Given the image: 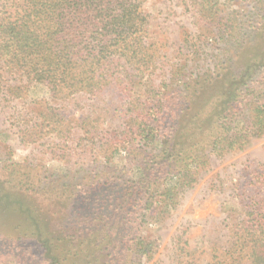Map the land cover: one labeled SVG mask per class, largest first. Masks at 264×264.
Masks as SVG:
<instances>
[{
    "label": "trees",
    "instance_id": "trees-1",
    "mask_svg": "<svg viewBox=\"0 0 264 264\" xmlns=\"http://www.w3.org/2000/svg\"><path fill=\"white\" fill-rule=\"evenodd\" d=\"M148 1L0 0V93L15 99H29L34 87L47 93L33 99L39 129L28 132L30 137L43 133L61 140L73 133L75 125L52 101L117 89L125 92L120 95L126 113L117 142L139 150L144 144L158 147L150 167L138 164L136 181L111 193L101 186L117 171L69 183L35 164L12 161L9 151L0 156V264H141L156 248L139 235L146 212L161 215L163 198L192 185L210 155H226L264 135V81L255 80L264 72V0H255L259 15L252 43L234 23L219 19L222 0H191L201 18L217 23L202 31L203 42L233 40L234 53L214 52L198 72L193 60L200 56L192 52L152 83L145 97L135 98L134 84L156 68ZM168 82L174 83L170 90ZM79 127L89 138L90 129ZM252 185L256 189L242 212L228 217L225 247H213L206 264H264V171L253 175ZM97 189L107 194L92 196ZM77 193L85 202L96 199L99 208L92 214L78 208L67 227L56 224L69 215L54 203Z\"/></svg>",
    "mask_w": 264,
    "mask_h": 264
},
{
    "label": "rangeland",
    "instance_id": "rangeland-1",
    "mask_svg": "<svg viewBox=\"0 0 264 264\" xmlns=\"http://www.w3.org/2000/svg\"><path fill=\"white\" fill-rule=\"evenodd\" d=\"M192 1L149 0L146 3L150 13V45L157 55L156 68L152 76L137 80L131 89L133 97H145L152 83L157 85L167 77L172 67L189 59L192 52L200 56V59L193 60V66L196 64L193 70L198 72L203 71L200 69L207 65L214 52L224 55L230 49L234 53L233 40L225 38L217 46L209 40L203 42L202 31H212L211 26L217 23L215 20L201 18ZM258 15L255 0L221 1L219 19L223 23L226 20L234 23L246 43L253 42L252 28ZM196 46L200 49L199 52L196 51ZM150 78L153 79L152 82ZM14 80L19 83L17 77ZM255 80L256 85L263 82L264 72L259 71ZM173 87L174 83L168 82L166 89ZM121 93L125 94L117 89L106 90L97 96L75 94L65 101H52L65 119L75 125L68 138L58 140L43 133L35 139L28 135V132L39 129L36 119L38 108L33 99L46 98L44 89H30L29 99H15L1 92L0 156L9 151L12 161L24 165L35 164L45 170L46 175L57 173L69 183H80L103 170L104 175L109 171H117L119 174L115 173V179L108 185L101 186L107 188L108 193L116 188L121 189L123 185H131L142 172L138 164L150 167L157 157L158 147L156 144H144L141 148L146 153L138 154L141 150L138 145L127 146L126 142H117L118 136L115 134L122 131L126 117L125 100ZM79 126L90 129L89 138ZM129 151L131 152L128 153ZM149 151L153 153V157ZM261 171H264V135L252 139L242 149L226 155H210L207 166L201 169L192 185L181 188L178 196L173 195L166 200L163 198L161 215L154 218L146 212L139 235L145 240H152L156 248L152 255L142 256L141 264H206L213 247H225L228 217L242 212L246 196L256 189L252 185L253 175ZM99 177L102 179L103 175L100 174ZM92 193H95L92 196L97 197L107 194L103 189ZM54 204L55 210L60 213L67 211L69 215L54 221L63 227L68 226L70 217L78 208L91 214L99 208L96 199L94 202L91 199L85 202L80 193L71 195L67 202L62 199ZM107 208L110 209L108 206ZM6 218L13 220L15 216L6 215ZM98 222V226L104 225L103 221Z\"/></svg>",
    "mask_w": 264,
    "mask_h": 264
}]
</instances>
